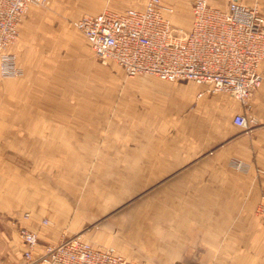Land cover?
<instances>
[{"label":"crops","instance_id":"crops-1","mask_svg":"<svg viewBox=\"0 0 264 264\" xmlns=\"http://www.w3.org/2000/svg\"><path fill=\"white\" fill-rule=\"evenodd\" d=\"M163 1L166 6L184 8L185 0ZM192 1L188 0L190 28L193 24ZM213 1L210 0V3ZM256 1L245 0V3L253 6ZM259 2L264 13V0ZM146 3L147 0H102L98 7L109 6L118 9L116 11L127 8L142 10ZM228 3L229 0H225L224 5L214 7L225 9ZM175 16L176 11L171 16L172 20ZM74 37L80 45L84 44L79 34L60 17L40 11L28 12L20 29L17 47L19 60L26 69V78L13 85V82L0 77V263L23 257L27 246L19 234L20 227L38 233L40 246L37 253H40L44 245L57 243L62 232L70 233V229L78 231L90 222L91 218L87 217L105 212L89 210L90 206L104 205L100 202H87L74 209L73 147H37L30 139L43 135L45 130L49 135H56L55 128L51 131L50 124L47 129L41 126L42 120L50 118L51 108L55 107L48 100V94H42L40 89L55 88L50 78L54 80L57 72H67L66 65L60 69L56 67V58L62 57L64 52H70L66 56L71 55ZM84 47L91 50L87 40ZM79 49L83 53L81 46ZM261 71L264 76V63ZM157 80L154 84L145 82L144 87L153 89L154 95L187 94L185 98L180 96L185 100L180 105L182 109L190 106L195 97L202 98V103L190 115L196 121L192 146L114 147V155L106 157L114 163L108 166L113 171L105 176L113 175L118 182L128 183L134 190L138 183L159 182L160 185L147 193V200L153 203L145 208H124L106 219L111 228L106 223L103 229H98L101 232L97 230L96 235L89 233L85 237L97 246H114L124 256L136 255L132 252V244L139 240L144 242L145 253L163 256L157 251L158 247L215 249L221 233L234 230L239 233V238L247 242L257 241L262 250L259 262L264 264V226L257 215L264 195V82L250 102L243 106L228 94L211 93L190 81L170 83ZM60 85L65 83L62 81ZM161 98L165 99L164 96ZM168 99L171 97L168 96ZM222 109L223 120L219 123L218 115ZM238 114L255 120L248 130L234 124ZM108 148L111 150V147ZM154 151L159 154L153 161L149 153ZM186 152L191 154L190 158H196L194 168L205 170H195L191 176L190 172L182 173L165 181L170 168L185 167ZM237 162L242 163L241 170L236 169ZM217 168L228 169L225 170L228 174L216 178ZM232 171L237 174L232 176ZM208 173L213 174L205 176ZM124 197L118 192L113 195L103 193L96 198L116 200ZM26 214L30 217L24 218ZM73 215L74 218L70 219ZM141 215L145 218L138 217ZM47 217L56 221V227L44 229L41 226L42 220ZM170 253L167 252L168 255ZM207 259L206 262H209V256Z\"/></svg>","mask_w":264,"mask_h":264},{"label":"rangeland","instance_id":"rangeland-1","mask_svg":"<svg viewBox=\"0 0 264 264\" xmlns=\"http://www.w3.org/2000/svg\"><path fill=\"white\" fill-rule=\"evenodd\" d=\"M101 1L49 0L48 6L33 8L31 10L60 17L75 33L79 34L81 43L84 41V44L80 45V41H77L74 37L72 56H66L70 52H64L62 57L56 58V67L60 69L66 65L67 72L65 74L61 73L62 75L60 72H57L54 80L51 79L52 77L50 78V81L55 84V88L40 89L42 94L45 92L48 94V100L55 107V109L51 108V117L42 120L41 126L47 129L48 124H50L52 127L51 131L55 128L56 135H49L48 130H45L43 135H36L32 138L30 137V139L38 145L37 147L74 148V209L77 210L79 205L87 202H100L104 203V205L90 206L89 210L98 212L104 210L105 212L102 215L100 213L103 211L99 212V215L87 217L88 219L91 218L90 222H87L78 231L70 229L69 232L72 231L70 232L71 235H69L70 233L62 232L59 241L67 237L82 236L94 246L97 245L85 237L87 234L93 233L96 235L95 233H97L98 229L104 228L107 218H111L113 214L119 213L124 208H145L153 203L152 200H147V193L148 191L155 190L160 185L158 184L159 182H152L153 184L138 183L134 190V188L130 189L128 183L118 182L113 175L105 176L107 173L109 174V172L113 171L108 166L114 163L108 161L107 158L112 153L114 155L112 151L114 147H191L192 133L196 126V121L190 115H192L197 105L203 101L202 98L197 99L195 97L190 106L182 109L180 105L185 101L180 97L182 94L154 95L152 94L153 89L150 90L144 87L147 81L152 82L151 84H154V81H158L157 77L152 75L129 77L116 63L112 61L103 62L95 57L93 51L84 47L86 40L83 34L74 27L73 23L85 14H97L106 9L118 10L109 6L104 8L98 7ZM189 4L188 0H185L184 8L176 6L174 9L172 7L176 11V16L173 19L174 24L177 27H186V30L191 26ZM211 4L213 6L224 5L225 0H214ZM164 5L166 6L165 3ZM255 5L258 6V9L264 15L259 0L256 1ZM19 40L13 47V52L17 55L18 66L21 68L22 74L15 78H4L0 75L1 78L13 82V85L25 79L27 75L25 67L19 60L17 48ZM80 46L83 49V53L80 52ZM63 77L65 80H62ZM62 81L65 85L61 86ZM158 95L159 97H157ZM219 95L222 96L221 93ZM161 96H164L165 99L161 98ZM168 96L171 99L167 100ZM182 97H187V94ZM186 101L189 100L186 99ZM226 108L227 105L224 109ZM53 110L56 113L55 115H53ZM223 114L224 111L222 109V112L218 115L219 123L223 120ZM53 116L56 117L54 118ZM28 145L26 147H32ZM108 147H111V150ZM149 154L153 156L154 161L159 153L154 151ZM190 155L187 152L185 153V167H179L178 169L170 168L168 170L169 175L166 176L167 179L165 181L171 180L182 173L190 172L189 175L191 176L195 170H205L204 168H194L193 161L196 158H190L192 157ZM103 160L105 161L104 163ZM82 167L83 169L81 170ZM225 170L228 169L217 168L214 175L216 178L224 177L228 174ZM212 174L208 173L205 176ZM236 174L235 172L231 173L232 176ZM154 176H156V173ZM191 186L193 188L198 187L195 185ZM118 192H121L126 197L116 200L113 198L109 200L96 198L101 197L103 193L113 195ZM138 217L145 218L143 215ZM24 218L26 217L24 216ZM71 218H74V215ZM44 219H48V217ZM43 220L41 226L44 229H53L57 225L56 221L48 219L51 221V225L44 226ZM106 226L111 228L112 225L109 226L107 223ZM100 230L98 231L101 232ZM107 234L111 235L110 232ZM221 234L222 236L218 238L216 242L218 246L215 249L203 247L161 249V247H158L157 251L161 252L163 256H153L151 253H145L143 241L136 240L132 244V252L136 255L123 256L130 261L138 260L143 264H260L258 256L262 254V250L259 244H256L257 241L255 239L251 240L252 242H247L244 238H239V233L234 230ZM167 252H171L170 254H174V256L170 257L171 255H168ZM219 252H223V255H219ZM208 256L210 261L206 262ZM170 260L172 262H169ZM0 264H26V262L24 257L21 256L11 258L9 261L7 260Z\"/></svg>","mask_w":264,"mask_h":264},{"label":"built area","instance_id":"built-area-1","mask_svg":"<svg viewBox=\"0 0 264 264\" xmlns=\"http://www.w3.org/2000/svg\"><path fill=\"white\" fill-rule=\"evenodd\" d=\"M49 0H0V75L22 74L13 47L29 11L46 7ZM175 13L163 0H147L142 10L106 9L85 14L73 23L86 38L95 57L112 61L129 77L152 75L166 82L185 80L225 93L246 106L262 87L264 76V15L258 6L244 0H229L227 8L210 0H193V24L189 30L177 27ZM254 119L238 114L234 124L248 130ZM243 168L241 162L236 165ZM264 226V195L257 208ZM26 218L30 215L26 214ZM43 225H51L48 219ZM27 248L26 264H141L130 261L113 246H94L82 236L46 244L40 253L37 232L20 227Z\"/></svg>","mask_w":264,"mask_h":264}]
</instances>
